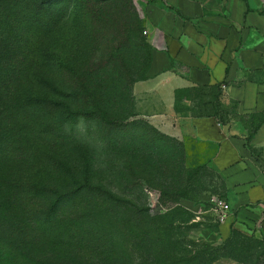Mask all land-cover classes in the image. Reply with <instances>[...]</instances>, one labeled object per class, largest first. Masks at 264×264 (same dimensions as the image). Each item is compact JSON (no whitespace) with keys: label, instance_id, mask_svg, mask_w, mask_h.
Wrapping results in <instances>:
<instances>
[{"label":"trees","instance_id":"trees-1","mask_svg":"<svg viewBox=\"0 0 264 264\" xmlns=\"http://www.w3.org/2000/svg\"><path fill=\"white\" fill-rule=\"evenodd\" d=\"M74 1L79 20L84 18L99 28L104 16L111 18L112 24L119 26L126 47L131 42L130 33L140 29L139 17L132 8L125 10L120 0ZM110 1L123 7L117 11L112 4L109 9ZM58 3L0 0V264H111L101 256L100 262H95L74 254L85 249L96 253L101 245L110 243L115 248L110 253L119 258V264H213L220 259L264 264V243L250 241L239 231H232L224 244H207L198 250L195 247L199 246L190 242L191 248H184L175 237L176 222L170 218L173 212L151 216L143 204L142 181L154 187V177L145 174L144 165L152 149L162 150L169 143L180 145L179 141L148 123L135 121L132 110L128 117L120 111L111 112L84 74L68 78L67 88H60L56 81L63 76L62 61L56 62L54 70L35 68L45 45L57 41L64 30V15L53 10ZM79 20L75 25L82 24ZM107 63L94 62L95 72ZM123 70L129 86L147 79L146 74L132 82L129 68L124 66ZM222 96L220 86L178 90L175 112L180 117H214L219 124L227 125L236 115L237 104L225 105ZM114 104L126 109L130 100ZM259 117L252 116L248 121L241 118L250 137L264 124V117ZM81 125L83 130L79 129ZM65 143L69 145H62ZM61 145L62 149L76 148L79 153L78 145L92 148L95 162L92 164L86 156L79 162L71 157L58 158L55 151ZM213 146L218 151V146ZM171 152L179 184L183 168L179 154ZM159 158L165 162L163 154ZM97 169L117 183L120 193L139 194L142 205H124L103 183L95 185ZM177 195L185 198L186 194H169L171 198ZM88 196L103 203L102 214L88 210ZM111 199L124 209L116 221L104 210ZM82 205L86 214L79 216L75 208ZM91 215L97 219L92 218L90 224L87 219Z\"/></svg>","mask_w":264,"mask_h":264},{"label":"crops","instance_id":"crops-1","mask_svg":"<svg viewBox=\"0 0 264 264\" xmlns=\"http://www.w3.org/2000/svg\"><path fill=\"white\" fill-rule=\"evenodd\" d=\"M159 5L154 25L147 19L152 53L147 79L134 86L138 108L169 137L218 146L214 165L226 182L232 212L220 231L203 229L202 237L218 242L243 223L257 224L264 235V124L250 137L241 120L264 117V11L251 0H222L217 7L208 0ZM216 86L225 105L237 104L229 124L176 114L178 90Z\"/></svg>","mask_w":264,"mask_h":264},{"label":"rangeland","instance_id":"rangeland-1","mask_svg":"<svg viewBox=\"0 0 264 264\" xmlns=\"http://www.w3.org/2000/svg\"><path fill=\"white\" fill-rule=\"evenodd\" d=\"M221 1L208 0V6L217 7ZM251 1L256 4L258 9L264 11V0ZM119 2L124 4L125 10L132 8V11L136 13L135 15L139 17L141 23L140 29L130 33L131 42L128 47H126V43H124L121 37L122 32L119 30V26L112 24L111 18H105L104 16V20L98 28L86 22L84 18L79 20L80 11L75 6L74 0H59V3L55 4L53 10L54 12H60L62 16L64 15V19L62 20L64 30L57 41L54 40L45 45L41 53V60L38 61L35 68L38 67L42 70L49 71L54 70L56 62L62 61L61 68L63 69V76L59 81H56L60 88H67L66 86L69 83L68 78H75L77 75L84 74L87 76V81L90 86L96 88L94 93L98 99L111 112L120 111L123 116L128 117V114L133 111V114H136V117H134L136 119L135 121L142 124L148 123L154 127L148 117L138 108L137 98L134 95V86L137 82L129 86L123 75V69L124 66L129 68V71L133 75L131 78L133 80L132 82L140 77L146 76L152 53V45L150 42L152 28L148 20L153 24L154 20L152 18L155 17L157 19L158 14L156 12L162 10V7L159 5V0H120ZM119 2L115 3L110 1L107 6L110 9L112 4H114V8L116 6L118 11L121 7ZM78 20L82 23L79 26L75 25V22ZM99 60H105L108 63L104 69L95 72L97 69L93 67V63H97ZM123 90L126 91L125 94ZM118 100H128V103L130 100V104L126 109H123L124 106L122 104H114ZM79 129L83 130V126L81 125ZM139 139L141 138L138 137L137 140L139 141ZM176 139L180 145L177 143H169L162 150L152 149L153 153L150 155L151 158L147 159L144 169L147 170L145 174L148 177H154L152 182H154L155 186L152 187L142 181L146 200L143 204L146 208L150 209V214L153 217L166 216L173 212L170 218L176 222L177 229L175 230V237L182 242L181 245L184 248H191L190 242L198 245L199 247H195L198 250H203L207 244H224L230 235L226 239L212 243L206 241L200 233L203 229H210L213 232L220 231V226H216L212 218L211 204L209 202L212 196L225 197L229 201V204H232L228 198L229 194L226 182L214 165V157L217 149L213 145L197 142L190 137ZM137 140L136 148L138 149L137 144L139 142ZM62 145H69V143ZM62 145L55 151L58 158L71 157L76 159V162H79L86 156L91 163L95 162L91 147L89 149V147L86 148L85 146L81 147L78 145L81 150L79 153V150L76 148L62 149ZM120 145L122 144H118L117 147ZM180 147L183 148L182 152L179 150ZM121 148L125 147L121 146ZM171 149L177 155L179 154L177 158L183 168L182 183L179 184H176L173 162L171 155H169L172 153ZM61 154L67 156L63 157ZM162 154L164 163L159 158ZM95 165L98 166L97 163ZM93 180L95 185H101L103 183L105 189L116 196L114 199H120L124 202L122 204L136 203L138 206L142 205L137 198L139 194H130L129 192L120 193L116 185L117 183L113 179L103 175L100 170H95ZM175 191L181 195L185 193V198H179V195L171 198L169 194ZM114 199L110 200L104 210L108 211L110 217L114 216V220L116 221L124 209ZM86 202L90 204L88 205V210L92 209L97 214H102V208L104 206L100 200L95 201L93 196H88ZM83 207L84 205L75 208L79 216L86 214L84 213ZM67 209L73 211V209ZM92 218L97 219V217H92L91 215L87 219L90 224L94 221ZM234 230L239 231L241 235L250 241L264 243V235L260 232L257 224H255L254 228H249L247 223H243L240 226L237 225L236 228L231 227V232ZM99 248L96 253L91 249H85L83 251L76 250L74 254L85 259L95 260V262H100L101 256L110 261L111 264H119V258L110 253V250L113 251L115 249L111 246V243L106 244V246L103 244ZM109 253L110 255H108ZM213 264L238 263L228 259H220Z\"/></svg>","mask_w":264,"mask_h":264},{"label":"built area","instance_id":"built-area-1","mask_svg":"<svg viewBox=\"0 0 264 264\" xmlns=\"http://www.w3.org/2000/svg\"><path fill=\"white\" fill-rule=\"evenodd\" d=\"M212 210V218L219 225L225 224L231 215L232 208L225 197L212 196L209 200Z\"/></svg>","mask_w":264,"mask_h":264}]
</instances>
